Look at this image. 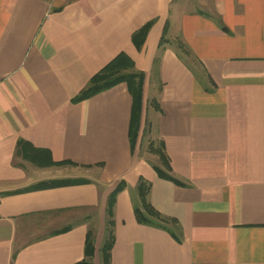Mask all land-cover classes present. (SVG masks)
Returning <instances> with one entry per match:
<instances>
[{
    "label": "crops",
    "instance_id": "crops-1",
    "mask_svg": "<svg viewBox=\"0 0 264 264\" xmlns=\"http://www.w3.org/2000/svg\"><path fill=\"white\" fill-rule=\"evenodd\" d=\"M121 53L134 143L126 81L78 98ZM91 228L93 264H264V0H0V264H74Z\"/></svg>",
    "mask_w": 264,
    "mask_h": 264
},
{
    "label": "trees",
    "instance_id": "trees-1",
    "mask_svg": "<svg viewBox=\"0 0 264 264\" xmlns=\"http://www.w3.org/2000/svg\"><path fill=\"white\" fill-rule=\"evenodd\" d=\"M151 24L152 21L146 23L133 34V40L138 47L142 46L146 33L149 27L151 26ZM133 66L134 64L133 61L130 59V57H128L125 53H121L108 65H106L103 69H101L98 73L92 76L88 86L81 91V93L78 95V98H85L91 96L92 94L104 90L120 81H126L134 97L133 116H132V125H131V137H132V142L134 143L137 135L136 133L137 121H138L139 111L141 108L143 73L133 70L132 69ZM159 154L160 157L162 158L163 157L162 151H160ZM164 161L167 164L168 159L164 157ZM82 181L84 180L78 178L49 180L30 186L27 189H33L40 186H48V185L77 183ZM123 186H124V182H120L116 186V188L110 195V200L115 198L116 193L121 188H123ZM149 188H150V183L147 180L141 178L137 186L139 193V201L135 205V214L138 221L159 227H167L172 231L174 235H176L177 233L175 232V230L168 226L169 223H174V224L177 223L176 220L166 215H163L150 203L148 199ZM113 240H114L113 229L111 228V225H109L108 236L101 247V254L105 259L109 258L110 250L113 245ZM94 252H95L94 230L91 228L90 230H88L87 233L86 244H85V257L74 264H93L92 258L94 256Z\"/></svg>",
    "mask_w": 264,
    "mask_h": 264
},
{
    "label": "rangeland",
    "instance_id": "rangeland-1",
    "mask_svg": "<svg viewBox=\"0 0 264 264\" xmlns=\"http://www.w3.org/2000/svg\"><path fill=\"white\" fill-rule=\"evenodd\" d=\"M28 168V172H30V174H33L34 177H37L38 175L44 176L45 172H43L42 170H40L38 167L36 166H27ZM34 232V231H31Z\"/></svg>",
    "mask_w": 264,
    "mask_h": 264
}]
</instances>
